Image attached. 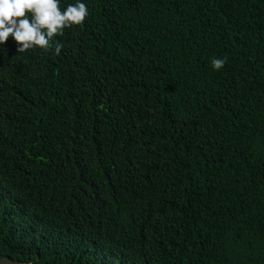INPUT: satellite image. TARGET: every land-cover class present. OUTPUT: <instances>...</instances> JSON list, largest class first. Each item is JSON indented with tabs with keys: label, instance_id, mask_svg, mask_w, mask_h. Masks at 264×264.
Returning a JSON list of instances; mask_svg holds the SVG:
<instances>
[{
	"label": "trees",
	"instance_id": "trees-1",
	"mask_svg": "<svg viewBox=\"0 0 264 264\" xmlns=\"http://www.w3.org/2000/svg\"><path fill=\"white\" fill-rule=\"evenodd\" d=\"M83 2L0 44V259L264 264V0Z\"/></svg>",
	"mask_w": 264,
	"mask_h": 264
},
{
	"label": "clouds",
	"instance_id": "clouds-1",
	"mask_svg": "<svg viewBox=\"0 0 264 264\" xmlns=\"http://www.w3.org/2000/svg\"><path fill=\"white\" fill-rule=\"evenodd\" d=\"M88 15L83 0H75L63 9L61 0H0V44L11 35L19 53L36 48L48 51L54 44L55 55L59 56L63 45L55 37L67 28L82 26ZM226 62V57H213L210 66L220 71Z\"/></svg>",
	"mask_w": 264,
	"mask_h": 264
},
{
	"label": "water",
	"instance_id": "water-1",
	"mask_svg": "<svg viewBox=\"0 0 264 264\" xmlns=\"http://www.w3.org/2000/svg\"><path fill=\"white\" fill-rule=\"evenodd\" d=\"M0 264H29V263H22L20 261L13 260L10 257H3L2 259H0Z\"/></svg>",
	"mask_w": 264,
	"mask_h": 264
}]
</instances>
